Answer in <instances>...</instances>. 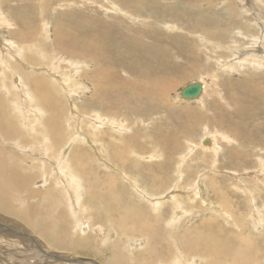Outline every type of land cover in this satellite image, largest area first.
Instances as JSON below:
<instances>
[{"label": "bare ground", "instance_id": "bare-ground-1", "mask_svg": "<svg viewBox=\"0 0 264 264\" xmlns=\"http://www.w3.org/2000/svg\"><path fill=\"white\" fill-rule=\"evenodd\" d=\"M51 1H53V0H51ZM122 1H124V0H122ZM208 1H211V0H208ZM225 2H226V4H224ZM250 2H251V0H250ZM222 3L224 4L222 7V13L225 16H228L230 20H234V19L237 20L238 18H240L241 14L244 15L246 12L247 13L253 12L252 13L254 16L253 19L255 21H257L259 23V26H260L259 29L261 31L258 29V32L263 34V32H264V0H252V2H251L252 4H250V5L253 6V8H249V9H248V7L245 9L239 7L240 9H238L237 1H233V0H223ZM257 4L259 5V8L257 7ZM1 5H0V44L2 46L0 45V178L5 179L2 176V169H4L6 166L7 169L10 171H12L13 170L12 168H14V177L16 174L20 175V177L24 181V183H22V185L18 186L15 183H14V185L11 182L9 183V180H8L0 192V208H2L3 210L5 208H7L8 213L14 214V219H10V218L5 217L7 215H5L3 217L0 216V220H1L0 221V264H48V263H52V264H96V263H98V264H101L100 262H98L94 259H92L94 262H89L88 259H91V258L77 257V256L73 255L72 253L71 254H68L65 252L62 253L63 251L62 252H60V251L55 252L52 249L50 252L49 250H47L49 248L46 245H45L46 246V249H45L44 247L41 246V244H39L40 242H43L45 244V242L41 238H39L38 235H36V234H42V233L45 234L46 233L51 238H54L55 242L57 241V242L63 244L65 242V240H63L61 242L59 236L56 235V232L59 231L58 230L59 227H60L61 231H63L65 228V223L63 222L64 211H65L66 217L69 216L70 218H72V217L74 218L73 226H72L73 228H80L81 231H85L89 227V225H93L92 221H91L92 219L90 216L88 217L89 218V220H88L89 224L85 223V222H81L82 218L80 219L81 216L85 217V212H86L87 206L90 207L91 209H94L97 211V214H99L98 217H100L102 219L103 223L109 222L111 224V226L114 224V226L117 227V229H119L118 231H122L123 233H125V231H126V234L128 233L127 237L130 238L129 244L132 247H130V249L125 248V250H123L124 247H117L116 248L117 250H115V252H113V255L110 256L107 259V261H105V264H116L117 262H119L120 264L121 263L122 264H137V262H135V261H137L136 257H138V262L140 261L139 264H145V261H146L145 257L146 256H149V259H151V262H150L151 264H196V262H195L196 260L192 256V252H194L196 250L199 251V249H201V252L203 251L202 253L200 252L202 254V259H204L203 255L205 256V253H206L207 255L209 254V256H207L208 260L214 261L216 259V257L219 259L220 257H222V255H225L228 260L242 261L244 264L246 263V261L248 262L246 264H257V263H255L256 261H252L251 257H253V255L251 253H249L251 251V250L249 251V249L252 248V246H255L256 243H254V240H253L254 237L252 238V235L250 233L245 232L246 230H244V229H246L244 227V217L245 216L243 215L242 211L238 210L237 206H234V204H233L234 199L232 200L230 198H227L224 195L223 187L220 185V183L218 182L216 177H209V174L207 176L208 178H210V181L208 182V183H210L208 189L211 191L210 193L212 195H210V196H211L213 201L207 200L206 194L208 195L209 191L205 187H201L200 182H198L197 188L191 189L190 193H193L191 195L186 194L187 192L186 193L181 192L183 189L181 191L177 192L176 194H174L175 189L177 187L182 188V186H183V183H181V181H182L184 175L186 174V169L188 168L187 167L184 169V163L186 162V161H184V159L186 158V156H188V154L190 152L189 151V152L181 155L180 157L178 156L177 158H176V156H174L176 154L175 152H171L173 155L169 152L170 154L167 156L166 151H164V149L169 150V147H173V148L177 147L178 148L179 147L178 145H180L179 142L176 141L175 138L173 137L175 135L167 132L168 133L167 135H165L161 138H158V139L155 138V140H153V141L151 140L153 144H149L145 141V137L143 136V134L141 132L137 131V129L139 127L137 129L132 128L133 131L129 135L128 130H131V127L128 125V123L125 119L116 118L115 116H117V115H113V116L111 115L109 117H107V116L103 117L102 114H100L101 111H99V112L91 111V114H89V115H92V116L87 117L86 114L89 113V112H87V110L85 111V109L87 107L86 108L84 107L85 109L84 108L81 109L83 112V115L82 114H80V115H82V117H80V115L78 113H76L75 111H71L68 113V111L66 109V111L68 113L67 117H65V119L62 118V121L60 120L61 113L63 112V108H61L60 103H61V100L64 99V96H68V94L71 93L70 92L71 89L70 90L68 89L69 84L72 86L76 85V88L74 90H77V93H78V90L83 89V85H84L83 82L81 83L80 80L79 81L75 80V75H72V73H70L71 75L69 73L65 74V77L63 78V82H62L60 77H57V75L55 76L53 74L56 71L55 69H57V67H58L57 64L58 65L62 64L60 61L64 59L61 56H59L55 60L56 57H54L56 54H58V51H59V50L58 51L56 50V48L59 49V44H60L59 41H57V42H55V40L53 41L54 48H52L51 55H53V56L50 58L51 63L45 62V60L48 59V56H49L48 55L47 57H45V54H44V52L46 53L48 51V50H46V47L48 46L47 45L48 42L45 40L48 38L49 35H47L48 29L46 27H44V25H46V23L43 20L44 18L41 19V21L39 22L40 23L39 28L36 30V33H38L39 36L37 37L35 35L36 39L35 38L28 39L27 38V36L25 34L28 32V30L25 31L23 34H22V32H14V36H18V38H19L18 44H15L14 40L7 38L5 35L6 32H5L4 25H12V23H11V19L4 16V14L2 13ZM45 5H46V2L44 5H41L43 7V10H46L47 8H49V5H46V7H45ZM113 6H115V5H113ZM113 6H110V7H112V9H113ZM236 10H237V12H236ZM238 12H240L241 14H238ZM150 18H151V16H150ZM154 18H156V16ZM42 21H43V23H42ZM89 21H90V19H89ZM236 25H238V24H236ZM56 26H57V24H55V27ZM197 26L199 27V25H197ZM197 26L195 25V27H197ZM200 27H201V24H200ZM244 27H246V26L244 25ZM168 28H170V27H168ZM240 32H242V31H240ZM250 35H251L250 38L252 41L259 39V36L256 35L255 32L250 34ZM261 36H263V35H261ZM207 37L212 38V36L210 34ZM209 38L202 39V42H204V40H205L206 43H209V45H211V46L213 45L216 48L217 52L213 56L215 58L217 57L216 63H217L218 69H221L223 71H227V70L235 71L236 69L238 70L240 67H242L241 63H243L244 65L247 63L253 69H256L258 67H264V47H261L262 45L257 46L258 45L257 41H253L256 43L253 44L252 48H249V50H246V48H245V49H239L236 52L233 50L234 48H229L228 46H227L228 50L226 49L224 44H228V43L215 41L213 39L209 40ZM30 40H31V42H30ZM231 40L232 41L229 42L230 44L236 43V40H238V39H237V37H235V38H232ZM49 41H51V40H49ZM85 46H88V45H85ZM92 46H94V45H92ZM101 46L102 45H100V47H99V45L98 46L95 45V49H96V47L97 48L99 47V49H100ZM263 46H264V42H263ZM51 47H53V46H50V48ZM236 48H235V50H236ZM87 50H90V52H91V49L89 47L87 48ZM100 50H102V49H100ZM126 51H128V50H126ZM223 51H227L228 53H225ZM54 53H56V54H54ZM84 55H85V53H84ZM89 55H87V56H89ZM92 55L93 54L91 53V56H89V57L85 56L83 58H85V60H86V58H89V60L94 61L96 59L97 54L93 55L95 57H93ZM103 55H105V54H103ZM107 55H109V54H107ZM120 55L121 54H119V56ZM100 56H102V55L100 54ZM232 56H234V57H232ZM98 58L100 59V57H97V59ZM97 59L95 61H97ZM102 59H104V58H102ZM106 59H107V56H106ZM63 61H65V63H66L69 61V58L65 59ZM15 62H17V64ZM24 64L26 65V69L28 68V70L25 71V75L27 77H31L29 83L32 86V91L22 81V73H21V71H19V66L20 65L24 66ZM63 64H64V62H63ZM74 64H76V65H74ZM78 64H79V60H77L75 62H72V61L68 62L69 69L72 67V65H74V67L76 66V70L79 68L81 69L83 66L78 67L79 66ZM132 65H134V64H132ZM36 67H41V69L44 68L43 69V71L45 72L44 76L39 75V72H37ZM96 67H97V65H96ZM250 67H249V69H250ZM100 68L101 67H99V69ZM102 69H104V68L102 67ZM139 69H141V68H139ZM146 69L147 68H145V70ZM53 70H54V72H53ZM85 70L84 71L82 70V71L85 72ZM92 71L96 72V70H92ZM152 71H150V74ZM69 72H72V71H69ZM105 72H107V70L104 71V73ZM132 72L134 73V71H132ZM146 72H148V71H146ZM168 72L169 71H167V73ZM16 73L20 74L19 78H18L19 83L18 82L13 83L9 80V78H11V76H13ZM63 73H62V75H63ZM98 73H99V71H98ZM100 73H101V71H100ZM104 73H102V74H104ZM155 73L156 72H154V74ZM46 74L49 75L50 77H52V74H53V77H55L54 80L52 81V79H50L49 76H47ZM90 74L93 75L92 73H90ZM95 74L96 73H94V75ZM102 74H101V76L103 79H99V80L101 81V83L103 82L104 84L100 85L99 83H96L95 81L93 82L92 87L95 90L97 89L98 92H94V94L92 95L90 100H91V102H93V100H98V99L101 100L102 99L105 101L104 103L103 102L102 103L104 105H106V106H103V108L104 107L106 108L107 105L111 104V102L109 100V99H111V98H109L111 95L106 96V94H108L109 92L112 91L114 84L111 82V80H112L113 75L111 74V72L110 73L107 72V74L105 73L106 75H102ZM124 74H125V72H124ZM94 75L91 76V78L94 77ZM131 75H132V73H131ZM142 75L145 76L146 74H142ZM232 75H233V73H232ZM85 76H86V74H85ZM76 77H78V76H76ZM256 78H258V77H256ZM262 78H264V77H262ZM94 79H96V78L94 77ZM94 79L92 78V81ZM147 79H148V77H147ZM148 80H150V82L148 83L149 85H147V86L144 85L141 88H139L138 94L140 96H144V97L147 96V98H149L153 103L155 102L154 103L155 105H157V104L162 105V104H164V102L165 103L169 102V101H167V98L169 99V97H171L170 95L168 97V94H171V92H172L171 89L174 88L173 87V81H169L168 78L163 79L162 77H156V76L150 77ZM145 82H146V79H145ZM196 82H198L202 87V92L200 93V95L197 98H184L181 96V90L186 85L180 90V92L177 91L178 92L177 96L178 97L181 96L183 99H189L191 101L197 100L201 105L202 104L201 103L202 98H203L204 92L206 90V84H205V82H202V81H196ZM228 82H230V81H228ZM57 83L62 85V87H61L62 89H59V87L61 85L58 87ZM89 83H91V82L89 81ZM141 83H142V81H141ZM117 84L120 85V82H118ZM128 84L129 85H127V83H123L120 85V87L130 86V87L134 88V86L132 84H130L129 82H128ZM260 84H262V83H260ZM97 85H99V88ZM254 85H255V83H254ZM248 86H250V85H248ZM250 87H252V85ZM233 88H234V86H233ZM94 89H93V91H95ZM101 90L103 91V93ZM173 91H174V89H173ZM231 91H230V93H231ZM234 93H236V92H234ZM84 94H85V92H84ZM100 94H102L103 97H101ZM119 94H120V92H119ZM124 95H125V93H124ZM256 95H258V94H256ZM106 97H107V99H106ZM127 98H128V96H127ZM252 98H250V99H252ZM65 99H67V98H65ZM126 100H128V99H126ZM170 100H171V98H170ZM174 100H172V101L174 102ZM179 100H180V98H179ZM138 101H141V100L139 99ZM91 102H90V104H91ZM173 104L175 105V103H173ZM247 104H248V102H247ZM114 105H116V103ZM168 105H171V104H168ZM245 105H244V107H245ZM85 106H86V104H85ZM89 107H91V106H89ZM139 107H141V106H139ZM142 107H143V105H142ZM201 107H204V106H200V108ZM167 108H169V107H167ZM159 109H160V107H159ZM174 109H179V110H175V111L179 112V114H181V115H184L182 117L185 118V121L194 120L196 118L198 119V122H199V120H200V122L206 121V118H205L206 115L200 114L199 112L201 110H199V108L198 109L190 108V107L183 108V107L177 105L174 107ZM247 109H249V108H247ZM153 110L156 111L157 108L153 109ZM134 111H135V109H134ZM243 111L245 112L244 109H243ZM137 112L138 111H136V113ZM127 113H128V111H127ZM197 113H199V115L202 117H198ZM84 115L87 118H85ZM103 115H104V113H103ZM137 115H138V113H137ZM238 115H240V114H238ZM123 116L124 115H122L121 117H123ZM177 116H178V114L176 115V117ZM244 116H245V114H244ZM182 117H180V118L178 117L176 119L179 120ZM137 118H139V117H137ZM184 118H183V120H184ZM235 118H237V117H235ZM248 119H249V117H248ZM135 121H136V119H135ZM62 122H63V126L61 124ZM188 123H190V122H188ZM191 125H192V123H191ZM187 126H189V124H187ZM204 126L205 127L202 128L203 135L201 137L205 136V133H207V132L210 133V130H211L209 125L205 124ZM186 130L188 131L189 129H186ZM186 130H185V132H186ZM13 133H14V137L19 136V138H18V140H16V142H14L12 145H10L8 147L7 146L8 144L6 143V141L12 139L11 134H13ZM209 133H208V135H209ZM216 133H218V132L215 131V134ZM147 134H148V132H147ZM182 134H183V131H182ZM239 134H240V132H239ZM235 135H238V133L236 132ZM214 136H213V138H215ZM219 136H221V138L224 140L229 139L228 136L225 135V133H220ZM182 138L184 139L185 137H182ZM191 140H189L188 138H187V140H185L186 145H188V147L192 143ZM138 141H139V143H138ZM201 142H203L202 144H205V145L208 144V147H201L200 146L199 147L200 150L203 153H206L205 151L208 152L210 150L211 152H213L212 156L216 153V150H218L220 148L216 139H209V140L208 139L207 140L202 139ZM204 142H206V143H204ZM166 146H168V148ZM215 147H216V149H215ZM238 147H239V145H238ZM158 148H161L160 149L162 152L161 155L158 152ZM14 149H18V152L14 151ZM173 151H174V149H173ZM241 153H243V152H240L239 154H241ZM35 156L39 160H35V158H34ZM205 159H206L205 156L200 157V160L205 161ZM142 161H145L144 164L146 166H145L144 171L146 174H148V176L150 175V178L148 177L147 180H149V181L151 180L152 183L149 182L151 184H148L146 181H142V180H141V182H137L136 179L131 177L126 172L127 171L126 166L129 165V163H130V166H132L133 169H135L134 167H140L141 166V164L143 163ZM165 161H166V163L168 162L167 167L165 165L166 170H164L165 167H164V163H163ZM30 164H32V166L28 167ZM39 164H41L42 167H39ZM249 164H250V162H249ZM246 167H247V165H246ZM241 168H242V166H241ZM156 169L161 170L162 174H158ZM128 171H129V169H128ZM260 171H264V169L261 167ZM241 172H243V171H240V173ZM263 174H264V172H263ZM263 174H261V176L255 174V173L250 174V182H251L250 186H251L252 190L246 189L248 192H249V190H251L250 195L254 196V194L260 193V189L262 187L260 184L264 183ZM137 175H138V173H137ZM190 175H193V174L191 173ZM139 176L140 175H138L137 177H139ZM185 176H187V175H185ZM200 176L201 175L199 174V178H200ZM129 177H131L134 180H131ZM139 179H141V178H139ZM36 180H38V181H36ZM184 181L188 182L189 184L190 183L193 184L192 183L193 179H191V178L184 180ZM228 181H229V179H228ZM195 182H197V181L195 180ZM33 183L37 184V186H38L37 189H43L45 187L46 183L48 184V186L46 185L47 189H49V190H47V192H51L52 196L55 198L54 201H52V202L56 201L53 204V207L46 204V205L39 206L38 209H36L32 206L27 207L28 209H26V210L11 208L10 206L15 201L18 200L20 202V198L14 197V192L19 193V192L23 191V189L26 190L25 187L28 186V188H30V187H32ZM128 183H129V185H128ZM230 184H232V182H230ZM233 184H234V182H233ZM192 187H195V185ZM198 187H199V189H198ZM232 187H234V186L232 185ZM243 191H245V190H243ZM30 192H31V190H30ZM35 192L36 191H34L33 193H35ZM205 192H207V193H205ZM182 193L184 195H186V197H185L186 200L182 199V197H181ZM160 194H162L164 196H159ZM260 194L263 198V195H262L263 193H260ZM260 194H257V195L260 196ZM247 196H248V194H247ZM237 197H238V195H237ZM241 198H239V199H241ZM254 198L255 197H253L251 199H254ZM29 199H30V197H29ZM259 199H261V198H259ZM197 200L201 201L198 205L195 204V201H197ZM141 202L143 204L146 203V207L145 206L142 207ZM20 204H21V202H20ZM236 204H238V203H236ZM14 206L15 205L13 204L12 207H14ZM165 206L168 210L167 214L169 216H166V214H165L166 212H164ZM54 210H55V212L52 213V211H54ZM201 211L205 212V213L210 212V215L206 216L204 214L205 216H203V219L201 220V222H199L197 225H194L193 229H191L192 227L189 228L188 225H187V227L185 226L186 231L184 232V234H186V233H188V234L186 236L182 235L180 237V241L178 242V235L177 234L178 233L181 234L180 233L181 231L177 232V230H178V229L176 230L177 223L182 222L183 219L188 220V219L192 218V215L197 214L198 212L201 213ZM59 212H60V218L62 221V222L60 221L61 226H59L60 224L55 225L56 224L55 220L58 219L56 216L58 215ZM4 213H5V211H4ZM114 213H116V214H114ZM100 215H102V216H100ZM76 217H78V218H76ZM254 217L255 216L251 215V218H252L251 220H253V225L261 226L260 229H262V227H264V217L258 216L261 218V219L259 218L260 219L259 223L257 222V219ZM216 219H219L220 222L223 221L224 224H226V222H229L231 220L234 223L235 227H237L240 230L243 229L244 231H241L240 233L231 231L230 233H231L232 237L227 235L226 233L223 234L224 228H223L221 223L220 224L217 223ZM15 220L17 222L23 221L24 223H26V225L31 229L32 232L31 231L27 232L24 229H22L24 226L22 227V224L21 225L18 224ZM58 222H59V220H58ZM229 224H230V222H229ZM98 226H103V224H99ZM207 227H211V231L213 230L214 233L212 232L213 233L212 234L209 231L206 232L205 228H207ZM249 227H250V225H249ZM107 232H109V231H107ZM123 233H120V235H118V236L116 235V237H112V238H116L115 242H118V240L120 241L119 236H121V234H123ZM81 234H80V237L82 239L89 238V235H85L86 237H84V234H82V235ZM100 234H101V232H100ZM33 235H35L36 238ZM100 236L96 235L94 237V240L98 241L99 238H100V240H102L103 237H102V235H100ZM200 239L202 241H199ZM109 240H110V237H109ZM198 241H199V243H198ZM115 242L113 241L112 243L114 245H117V243H115ZM151 242H162L161 244H163V247H161L162 245L161 246L159 244L157 245V243H156L157 246L153 245V243L151 246ZM233 242H236V243H233ZM237 242H239V243H237ZM121 244L123 245V242ZM242 244L247 245L248 248H246V247L242 248ZM262 244H263L262 250H261L262 253L256 247L257 245L255 246L256 248L253 250L254 252L256 251V253H254L255 259H258V258L260 259L261 256L264 255V241ZM180 246H181V248H180ZM204 246H206V247H204ZM127 247H129V246L127 245ZM133 247H137L138 248L137 250L140 251V254L139 253L137 255L133 254L131 251V248L133 249ZM184 249H186L187 252L183 253ZM180 251H181V253H180ZM154 253L159 254V257L156 255L157 256L156 260H152L153 256L151 257V255H153ZM164 254H166V256H164ZM179 254L180 255L183 254L185 256V258L182 259L180 256H178ZM196 254H198V253H196ZM201 254H199V255L201 256ZM200 256H198V257H200ZM205 258H206V256H205ZM180 260H183V262L182 263L178 262ZM220 260H221V258H220ZM201 264H203V263L201 262ZM214 264H218V263H214Z\"/></svg>", "mask_w": 264, "mask_h": 264}, {"label": "rangeland", "instance_id": "rangeland-1", "mask_svg": "<svg viewBox=\"0 0 264 264\" xmlns=\"http://www.w3.org/2000/svg\"><path fill=\"white\" fill-rule=\"evenodd\" d=\"M127 1L126 0H124V1H122V0H53V1H51V0H0V5L2 4L1 5V11L4 14V16L10 18L11 23H12V25H4L5 32H6L5 35L7 38L14 40L15 44H18L19 38H18V36H14V32H22V34H23L25 31L28 30V32L25 34L28 39L35 38V35L38 37L39 34L36 33V30L39 28V25H40L39 22L41 21V19L44 18L43 20L46 23V25H44V27H46L48 29L47 35H49L48 38L45 40L48 42V44H47L48 46L46 47V50H48V51L46 53L44 52V54H45V57H47L49 55L48 59H46L47 61L45 60V62L49 63L50 58L53 56V55H51V53H52V48H54L53 41L55 40V42H57V41L60 42L59 49L56 48L57 51L59 50L58 54L54 53V54H56L54 56V57H56L55 60L59 56H61L62 58H64L63 60L69 58L68 62H71V61L75 62V61L79 60V64H78L79 66L78 67L83 66L81 69L79 68L76 70V66L74 67V65H76V64H74L69 69L68 62L65 63V61L61 60L60 62L62 64H60V65L57 64V66L59 68L57 67V69H55L56 70L55 72L53 70V72H54L53 74L55 76L57 75V77H60L62 82H63V78L65 77V74L72 73V75H75V80H77V81L80 80V82L81 83L83 82V84H84V85L82 84L83 89L78 90V93H77V90H74L76 88V85L72 86L69 84L68 89L69 90L71 89L72 91L70 90L71 93L68 92L69 93L68 96H64V99L61 100V103H60L61 108H63V112L61 113V116H60L61 121H62V118L65 119V117H67V114L71 111H75L79 115L80 114L83 115V112L81 109L84 107L85 108L87 107L86 109L84 108L85 111L87 110V112H89L88 114H86L87 117L92 116V115H89V114H91V111H95V112L101 111L100 114H102L103 117H106V116L109 117L111 115L112 116L117 115V116H115L116 118L125 119L127 121L128 125L131 127V130H128L129 135L133 131L132 128L137 129L139 127L137 129V131H139L143 134V136L145 137V141L149 144H153L152 141L155 140V138L158 139V138H161V137L167 135L168 133H172L173 135H175L173 137L175 138L176 141L179 142L180 145H178L179 146L178 148L177 147L176 148L169 147V150L164 149V151H166L167 156L171 152H175L176 154L174 156H176V158H177L178 156L180 157L181 155L190 151L188 156H186V158H185L186 160L184 159V161H186L184 163V169L188 167L186 169V174H185L187 176L184 175V177L181 181V183H183L182 188L177 187L175 189L174 194H176L177 192H179L183 189L181 192H184V193L187 192L186 194L191 195V194H193V193H190L191 189L197 188L198 182H200L201 187H205L206 189H208L209 184H210V183H208L210 181V178L207 177L208 174H209V177H216V179L218 180L220 185L223 187L224 195L227 198H230L232 200L234 199L233 200L234 206H237L238 210L243 212V215L245 216L244 217V227L246 228L244 230H246L245 232L250 233L252 235V238L254 237L253 238L254 243H256V245H257V246L255 245V246L261 251L262 245H263L262 243L264 241V227H262V229H263L262 230V229H260L261 226L253 225V220H251L252 219L251 215L255 216L254 218L257 219L258 223L260 222V219H261L258 216L264 217V213H263L264 212V192H263L264 191V183L260 184L262 186L260 189V193H263L262 194L263 198H262L260 193H257V194H260V196H258L257 194H254V196L250 195V191L252 190L251 186H250V184H251L250 174L255 173V174L261 176V174H263V172H264V171H260L261 167L264 169V112H263L264 111V105H263L264 104V78H262V77H264V67H258L256 69H253L247 63L245 65L243 63H241L242 67H240L238 70L236 69L235 71H230V70L223 71L221 69H218L217 68L218 66L216 63L217 57L215 58L213 56L217 52L216 48L213 45L211 46V45H209V43H206L205 40H204V42H202V39L209 38L207 36H209V34H210L212 36V38H209V40L213 39L215 41L226 42V43H228V44H224L226 49L228 46L229 48H234L233 50L237 52L239 49H245L246 48V50H249V48H252V45L256 43L253 41H257V44H258L257 46L262 45L261 47H264L263 46L264 32H263V34L258 32V29L260 26H259V23L253 19L254 18L253 14H252L253 12L252 13L246 12L244 15H242L240 12H238V14H241L240 18H238L237 20L236 19L230 20L228 16H225L222 13V7L224 4H226V2L224 4L222 3L223 0H214V1L213 0H211V1H208V0H202V1L201 0H197V1L196 0H127ZM233 1H237L238 9H240V8L245 9L247 7H248V9L253 8V6L250 5V4H252L251 3L252 0H251V2H250V0H241V1L240 0H233ZM45 2H46V5H49V8H47L46 10H43V7L41 5H44ZM46 5H45V7H46ZM113 5H115V6H113ZM110 6H113V9ZM257 7L259 8L258 4H257ZM237 10H236V12H237ZM150 16H151V18H150ZM155 16H156V18H154ZM89 19H90V21H89ZM42 23H43V21H42ZM55 24H57L56 27H55ZM200 24H201V27H200ZM236 24H238V25H236ZM195 25L196 26L199 25V27L198 26L195 27ZM244 25L246 27H244ZM168 27H170V28H168ZM240 31H242V32H240ZM254 32L256 35L259 36V39L252 41L250 38L251 37L250 34H252ZM261 35H263V36H261ZM235 37H237V39H238V40H236V43L230 44L229 42L232 41L231 39L235 38ZM49 40H51V41H49ZM30 42H31V40H30ZM85 45H88V46H85ZM92 45H94V46H92ZM95 45H97V46L99 45V47H100V45H102L103 47L101 46V48H100L102 50H100L99 47L98 48L96 47V49H95ZM50 46H53V47L50 48ZM88 47L91 49V52H90V50H87ZM235 48H236V50H235ZM126 50H128V51H126ZM82 51L85 53V55ZM223 52L228 53L227 51H223ZM91 53L93 55L97 54L98 56L96 55V59H97V57H100V59L98 58L97 61H95L96 59L95 60L93 59L95 61L94 62L92 60H89V58H86V60H85V58H83L85 56L86 57L91 56ZM100 54L102 56H100ZM103 54H105V55H103ZM107 54H109V55H107ZM119 54H121L120 55L121 57L119 56ZM87 55H89V56H87ZM106 56H107L108 60L106 59ZM207 56L208 57L210 56V57L208 58ZM93 57H95V56H93ZM101 57L104 59H102ZM232 57H234V56H232ZM63 62H64V64H63ZM15 63L17 64V62H15ZM132 64H134V65H132ZM96 65H97V67H96ZM99 67H101V68L99 69ZM102 67L104 69H102ZM249 67H250V69H249ZM139 68H141V69H139ZM145 68H147V69L145 70ZM43 69L44 68L41 69V67H36V70H37V72H39L40 76H44V74H45ZM26 70H28V68L26 69L25 64H24V66L23 65L19 66V71H21V73H22V81L32 91V86L29 83L31 77H27L25 75ZM68 70L72 71V72H69ZM82 70L83 71L85 70V72H83ZM92 70H96V72L92 71ZM106 70L108 73L111 72V74L113 75L111 82L114 84L112 91L109 92L108 94H106V96L111 95L109 97L111 99L108 98L110 100L111 104L107 105V107H106L107 109L105 107L103 108V106H106L103 104L105 102L104 100L98 99V100H93V102H91V100H90L92 95L94 94V92H98L97 89L95 90L92 87L93 82L95 81L96 83H99L100 85L104 84L103 82L101 83V81L99 79H103L101 74L104 73V71H106ZM149 70L150 71L153 70L151 72V74H150ZM98 71H99V73H98ZM100 71H101V73H100ZM123 71L125 72V74ZM132 71H134V73ZM146 71H148V72H146ZM167 71H169V72L167 73ZM107 72H105V73L107 74ZM130 72L132 73V75ZM154 72H156V73L154 74ZM62 73H63V75H62ZM90 73H92L93 75H94V73H96L94 75V77L96 79H94V77H92L94 79L93 81L91 78V76H93V75H91ZM105 73L102 75H106ZM232 73H233V75H232ZM53 74H52V77H50L47 74L46 75L49 76V78L52 79V81H53L55 78V77H53ZM85 74H86V76H85ZM142 74H146V75L144 76ZM19 75H20L19 73L14 74L13 76H11V78H9V80L13 83H15V82L19 83V81H18ZM76 76H78V77H76ZM146 76L148 77V79L150 77L156 76V77H162L163 79L168 78L169 81H173L174 91H173V89H171V91H172L171 94H168V97H169V95L171 96V97H169V99L167 98V101H169V102H167V103L164 102L165 105L164 104L155 105L154 104L155 102L153 103L149 98H147V96L144 97V96H140L138 94L139 88H141L144 85H146V86L149 85L148 83L150 82V80H148ZM256 77H258L259 79ZM145 79H146V82H145ZM89 81L91 83H89ZM141 81L143 84L141 83ZM196 81H202V82H205V84H206V90L204 92V96L202 98V102H201L202 104L201 105L197 100L196 101L192 100L193 101L192 102L189 99H183L181 96L180 97L177 96V93L180 92V90L185 85L192 83V82H196ZM228 81H230L232 84ZM118 82H120V85L123 83H127V85H129L128 84V82H129L130 84H132L134 86V88H132L130 86L120 87V85L117 84ZM254 83H255V85H254ZM260 83H262V84H260ZM57 84H58V87L61 85L59 83H57ZM245 84L247 86L252 85V87H250V86L247 87ZM97 86L99 88V85H97ZM233 86H234V88H233ZM61 87H62V85L59 87V89H62ZM93 89L95 91H93ZM230 89L231 90L233 89V90L231 91ZM230 91H231V93H230ZM84 92H85V94H84ZM119 92H120V94H119ZM234 92H236V93H234ZM102 93H103V91H102ZM124 93H125V95H124ZM256 94H258V95H256ZM100 95H101V97H103L102 94H100ZM127 96H128V98H127ZM65 98H67V99H65ZM170 98H171V100H170ZM179 98H180V100L181 99L182 100L180 101ZM250 98H252L253 100ZM106 99H107V97H106ZM126 99H128V100H126ZM139 99L141 101H138ZM172 100H174V102ZM90 102H91V104H90ZM247 102H248V104H247ZM115 103H116V105H114ZM173 103H175V105ZM85 104H86V106H85ZM168 104H171V105H168ZM142 105H143V107H142ZM177 105L181 106L183 108H186V107L196 108V109L199 108V110H201L199 113L206 115V117H205L206 121L200 122V120H199V122H198V119L196 117H195L196 119H194V120L185 121V118L182 117L184 115H181V114H179V112L175 111V110H179V109H174V107ZM244 105H245V107H244ZM89 106H91L92 108ZM139 106H141V107H139ZM200 106H204V107L200 108ZM159 107H160V109H159ZM167 107H169V108H167ZM156 108H157L156 111L153 110ZM247 108H249V109H247ZM66 109H67L68 113H67ZM134 109H135V111H134ZM243 109L245 110V112L243 111ZM127 111H128V113H127ZM136 111H138L137 112L138 115H137ZM103 113H104V115H103ZM199 113H197V116L202 117L199 115ZM237 113L240 115H238ZM119 114L121 116L122 115H124V116L121 117ZM175 114L176 115L178 114V116L176 117ZM244 114H245V116H244ZM82 115H80V117H82ZM86 116H85V118H87ZM137 117H139V118H137ZM178 117L179 118L182 117V118L178 120V119H176ZM235 117H237V118H235ZM248 117H249V119H248ZM257 117L258 118L260 117V118L258 119ZM183 118H184V120H183ZM135 119H136V121H135ZM188 122H190V123H188ZM191 123H192V125H191ZM61 124L63 126V122ZM187 124H189V126H187ZM205 124L209 125L211 130H210V133L207 132V133H205V136L201 137L203 135L202 128L205 127L204 126ZM186 129H189V130L187 131ZM185 130H186V132H185ZM182 131H183V134H182ZM215 131H217L218 133L215 134ZM147 132H148V134H147ZM236 132L238 133V135H235ZM239 132H240V134H239ZM208 133H209V135H208ZM220 133H225V135L228 136L229 139H227V140L222 139L221 136H219ZM11 136H12V139L6 141V143L8 144L7 145L8 147L10 145H12L14 142H16V140H18V138H19V136L14 137V133L11 134ZM213 136L215 138H213ZM182 137H185V138L183 139ZM186 137L189 140L192 139L191 140L192 143L190 144L191 146L189 145V147H188V145H186V142H185V140H187ZM202 139H204V140L216 139L217 140L220 148L218 150H216V153L213 156H212L213 152H211L210 150L208 152L205 151L206 153H203L200 150V148H199L200 146L201 147H208V144L207 145L202 144L203 143V142H201ZM138 143H139V141H138ZM238 145H239V147H238ZM166 147L168 148V146H166ZM160 149L161 148H158V152L161 155L162 152ZM173 149H174V151H173ZM215 149H216V147H215ZM14 151L18 152V149H14ZM240 152H243L244 154L243 153L239 154ZM202 156L206 157L205 161L200 160V157H202ZM34 158H35V160H39L36 156ZM142 162L143 163L141 164V166L140 167H134L135 169H133V167L130 166V163H129V165L126 166V170H127L126 172L131 177L136 179L137 182H141V180H142V181H146L148 184H151L152 183L151 180L150 181L147 180L148 177L150 178V175L148 176V174H146L144 171L145 166H146L144 164L145 161H142ZM249 162L251 165L249 164ZM163 163H164V167H165V165L167 167L168 162L166 163V161H165ZM246 165H247V167H246ZM31 166H32V164H30L28 167H31ZM241 166H242V168H241ZM39 167H42V165L39 164ZM166 167L164 168V170H166ZM12 169L13 170L10 171L7 169L6 166L4 169H2V176L5 179L0 178V192L8 180H9V183L11 182L13 185L15 183L18 186H20V185H22V183H24V181L21 179L20 175L16 174L14 177V168H12ZM128 169H129V171H128ZM240 171H243V172L240 173ZM137 173H138V175H140L139 177H137L138 176ZM157 173L162 174L161 170H159V169L157 170ZM191 173L193 175H190ZM199 174L201 175L200 178H199ZM263 176H264V174H263ZM131 177H129V178L131 180H134ZM139 178H141V179H139ZM190 178L193 179V182H192L193 184H191V183L189 184L188 182L184 181V180H187ZM228 179L230 182H232V184H230ZM195 180L197 182H195ZM36 181H38V180H36ZM149 182H151V183H149ZM233 182H234V184H233ZM46 185L48 186L47 183H46ZM46 185L43 189H37V187H38L37 184L33 183L32 187H30V188H28V186L25 187L26 190L23 189V191H21L19 193L14 192V197L20 198L21 204L17 200L13 203L15 206L12 207V205H13L12 204L10 207L13 209L15 208V209H20V210H26V209H28L27 207H29V206H32V207L38 209L39 206L46 205V204L53 207V204L56 201L52 202V201H54L55 198L52 196L51 192H47V190H49V189H47ZM128 185H129V183H128ZM194 185H195V187H192ZM232 185L234 187H232ZM184 187L185 188L187 187V188L185 189ZM198 189H199V187H198ZM246 189H251V190H249V192H248ZM30 190H31V192H30ZM243 190H245V191H243ZM34 191H36V192L33 193ZM208 191H209L208 195L206 194L207 200H212V198L210 196V195H212L210 193L211 191L209 189H208ZM205 193H207V192H205ZM247 194H248V196H247ZM237 195H238V197H237ZM159 196H164V195L160 194ZM29 197H30V199H29ZM181 197H182V199L186 200V198H185L186 195H184L183 193L181 194ZM250 197L251 198L255 197V198L251 199ZM239 198H241V199H239ZM259 198H261V199H259ZM200 202H201L200 200H197V201H195V204L198 205ZM236 203H238V204H236ZM144 206L146 207V203H144V204L142 203V207H144ZM7 210H8L7 208H5L4 210L2 208H0V216L3 217L5 215H7L5 217L10 218V219H14V214L8 213ZM4 211H5V213H4ZM54 212H55V210L52 211V213H54ZM60 212L58 213V215L56 214L57 215L56 217L58 219L55 220L56 221L55 225L60 224L59 226H61V222H62L61 218H60ZM164 212H166L165 213L166 216H169L167 214L168 210H167L166 206L164 207ZM206 213L202 212V211H201V213L198 212L197 214L192 215V218H190L188 220L183 219L182 222L177 223L176 230L178 229L177 232L181 231L180 232L181 234H179V233L177 234L178 235V242L180 241V237L182 235L186 236L188 234V233L184 234V232L186 231L187 225L189 228L192 227L191 229H193L194 225H197L199 222H201V220L203 219V216H205V215L209 216L210 215V212H206ZM114 214H116V213H114ZM102 215H100V216H102ZM89 216L92 219L91 221H92L93 225H89V227L85 231H81L80 228H73L72 227L74 218L73 217L70 218L69 216L66 217L65 211H64L63 222L65 223V228L63 231H61V229L59 227L58 228L59 231L56 232V235L59 236L61 242L63 240H65V242L63 244L59 243L57 241L55 242L54 238H51L46 233L45 234L44 233L36 234L37 233L36 232L35 234L38 235L39 238H41L45 242V244L43 242H40L39 244H41V246L44 247L45 249L47 246L49 248L47 250H49L50 252L52 249L55 252H58V251L62 252L63 251L62 253H64V252L68 253V254L72 253L73 255H75L77 257L91 258V259H88L89 262H91L90 260L94 259V260L100 262L101 264H105V261H107V259L113 255V252H115V250H117L116 249L117 247H124L123 250H125V248L130 249V247H132L129 244L130 238L127 237L128 233L126 234V231H125V233H123L122 231H118L119 229H117V227H115L114 224L111 226V224L109 222L103 223L102 219L100 217H98L99 214H97V211L94 209H91L90 207L87 206V209L85 212V217L84 216L80 217V219L82 218L81 222L88 223L89 222L88 221ZM76 218H78V217H76ZM58 220H59V222L60 221L61 222L59 223ZM216 220H217V223L222 224V226L224 228L223 234L226 233L227 235L232 237V235L230 233L231 231L232 232H238V233H240L241 231H244L243 229L240 230L237 227H235L234 223L231 220L230 221L228 220L230 222V224H229V222H226V224H224L223 221L220 222L219 219H216ZM17 223L20 225L22 224V227L23 226L25 227V228L23 227L22 229H24L25 231H27V232L31 231V229L23 221H18ZM99 224H103V226H98ZM249 225H250V227H249ZM205 230H206V232L209 231L211 233L212 232L214 233L213 230L211 231V227H207V228H205ZM99 231L101 232V234ZM107 231H109V232H107ZM81 233L84 234V237H86L85 235H89V238L82 239L80 237ZM120 233H123V234H121V236H119L120 241L118 240V242H115L116 238H112V237H116V235L118 236V235H120ZM96 235H99V236L102 235L104 240L103 239L100 240V238H99L100 241L94 240V237ZM33 236L35 237V235H33ZM109 237H110L111 241L109 240ZM113 241L115 243H117V245H114L112 243ZM199 241H202V240L200 239ZM199 241H198V243H199ZM122 242H123V245L121 244ZM152 243H153V245H156V243H157V245L159 244L160 246L162 245L161 247H163V244H161L162 242H151V246H152ZM233 243H236V242H233ZM237 243H239V242H237ZM127 245L129 247H127ZM255 246H252V248L249 249V251L251 250L249 253H251L253 255V257H251V259H252V261H256L255 263H257V264H259V263L264 264V255H262L260 259L254 258V256H255L254 253H256V251L254 252L253 250L256 248ZM204 247H206V246H204ZM244 247L248 248L247 245L242 244V248H244ZM180 248H181V246H180ZM137 249H138L137 247H133V249L131 248L132 253L135 255H137L138 253L140 254V251ZM185 252H187L186 249H184L183 253H185ZM200 252H201V249H199V251L196 250V251L192 252V256L196 260L195 261L196 264H198V263L201 264V262L203 264H214V263H218V264H235V263L238 264L239 263V264H242L243 263L242 261L228 260L225 255H222V257H220L222 261L220 260V258L218 259L217 257H216L217 260L215 259L216 261L215 260L214 261L208 260L207 256H209V254L207 255L206 253H205L206 258L203 255L204 259H202L201 253L203 251L201 253ZM180 253H181V251H180ZM196 253H198V254H196ZM261 253H262V251H261ZM199 254H201V256ZM156 255L159 257V254H157V253H154L153 255H151V257L153 256L152 260L157 259ZM164 256H166V254H164ZM178 256H180L182 259L185 258V256L183 254H181V255L179 254ZM198 256H200V257H198ZM145 258H146L145 264H151L150 263L151 259H149V256H146ZM136 259H137V261H135V262H137V264H139L140 261L138 262V257H136ZM178 262L182 263L183 260H180ZM246 263H248V262L246 261ZM48 264H52V263H48ZM116 264H120V263L117 262Z\"/></svg>", "mask_w": 264, "mask_h": 264}, {"label": "water", "instance_id": "water-1", "mask_svg": "<svg viewBox=\"0 0 264 264\" xmlns=\"http://www.w3.org/2000/svg\"><path fill=\"white\" fill-rule=\"evenodd\" d=\"M201 92H202L201 85L198 82H193V83L186 85L181 90V96L184 98H197ZM204 143H206V142H204ZM90 261L94 262L93 260H90ZM96 264H98V263H96Z\"/></svg>", "mask_w": 264, "mask_h": 264}]
</instances>
